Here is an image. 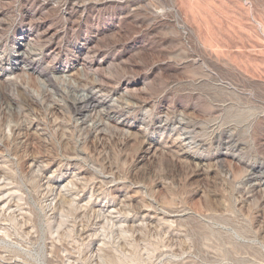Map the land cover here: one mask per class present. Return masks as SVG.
I'll return each instance as SVG.
<instances>
[{
	"label": "rangeland",
	"instance_id": "obj_1",
	"mask_svg": "<svg viewBox=\"0 0 264 264\" xmlns=\"http://www.w3.org/2000/svg\"><path fill=\"white\" fill-rule=\"evenodd\" d=\"M0 92V264H264V0H0Z\"/></svg>",
	"mask_w": 264,
	"mask_h": 264
},
{
	"label": "bare ground",
	"instance_id": "obj_2",
	"mask_svg": "<svg viewBox=\"0 0 264 264\" xmlns=\"http://www.w3.org/2000/svg\"><path fill=\"white\" fill-rule=\"evenodd\" d=\"M35 39V38H34ZM23 56H25L26 58H29L30 56L29 55H27L26 53H21ZM90 54V53H89ZM76 62V61H75ZM36 64V63H35ZM87 68V67H86ZM82 80L83 79H80V83L79 84H81L82 83ZM71 85V84H70ZM92 85V84H91ZM71 86H73V85H71ZM92 87V86H91ZM3 90L4 91H6V89H8L9 88V86L7 85V84H3ZM89 90V89H88ZM56 91L58 92V91H60V90H57L56 89ZM1 93V92H0ZM88 94V93H87ZM42 97H43V100H45V101H47V102H49V101H51V100H53V96H52V94L50 93V92H47V91H44L43 92V95H42ZM67 97V99H69V96L67 95L66 96ZM94 99H95V93H94V91L93 90H91L90 91V93L88 94V96L87 97H80V98H73L72 100V103H77V104H79V103H84V102H93L94 101ZM21 100V99H20ZM20 100H18V99H16V98H13V97H11V96H7L5 93H3V94H1L0 95V108H3L6 104H8L7 102L8 101H10L12 104L14 103V104H16V105H20L21 103H22V101H20ZM69 102V101H68ZM95 102V101H94ZM31 103V102H30ZM69 104V103H68ZM30 105V104H29ZM32 105V104H31ZM59 105V104H58ZM71 107H72V104H69ZM14 106V105H13ZM12 107V106H11ZM15 107V106H14ZM13 107V108H14ZM7 109V108H6ZM15 114H19L16 110H12ZM56 111H57V108H56V106L54 107V108H50V112L54 115L55 113H56ZM118 111V110H117ZM116 111V112H117ZM10 112V111H9ZM115 112V111H114ZM82 113V112H81ZM2 114H3V112H2ZM114 114V113H113ZM14 115V114H13ZM111 117V116H110ZM98 120V119H97ZM109 123V122H108ZM108 123L107 122H105V121H102V123L101 124H98V125H95V127H96V130H100L102 133H103V135L105 136V126L106 125H108ZM59 124V123H58ZM60 129L61 130H65V126L64 125H62L61 123H60ZM80 129L82 130V131H84L85 133H90L91 132V128H89V127H83V126H80ZM13 130L15 131V132H17L18 130H22L21 128H19V127H14L13 128ZM108 131V130H107ZM102 136V135H101ZM108 138V137H107ZM23 140V139H22ZM106 140H105V138L103 137V138H100V144L101 145H105V142ZM62 142L65 144V145H67L68 143H69V139H68V137L67 138H63V140H62ZM63 144V145H64ZM107 144V143H106ZM225 144V143H224ZM238 149V148H237ZM45 151V150H44ZM49 153L46 155V156H48V158H49ZM41 158V157H40ZM33 160V159H32ZM175 172V171H174ZM173 172V173H174ZM168 174H171L170 173V171L169 172H167V175ZM167 175L165 176H162L163 178H166L167 177ZM176 177V176H175ZM61 199V198H60ZM66 200V199H65ZM68 201V200H67ZM59 202V201H58ZM54 209V208H53ZM56 217V216H55Z\"/></svg>",
	"mask_w": 264,
	"mask_h": 264
}]
</instances>
